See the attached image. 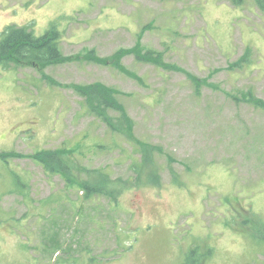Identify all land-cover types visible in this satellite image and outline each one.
Listing matches in <instances>:
<instances>
[{
	"label": "rangeland",
	"instance_id": "1",
	"mask_svg": "<svg viewBox=\"0 0 264 264\" xmlns=\"http://www.w3.org/2000/svg\"><path fill=\"white\" fill-rule=\"evenodd\" d=\"M9 26L57 29L64 61L0 68V154L20 156L0 162V264H185L194 248L212 252L200 264H264L256 0H0V33ZM93 84L117 92L132 139L89 112L76 87ZM135 141L158 149L162 188L126 191L119 210L32 158L81 148L67 159L78 184L85 170L128 181Z\"/></svg>",
	"mask_w": 264,
	"mask_h": 264
},
{
	"label": "trees",
	"instance_id": "2",
	"mask_svg": "<svg viewBox=\"0 0 264 264\" xmlns=\"http://www.w3.org/2000/svg\"><path fill=\"white\" fill-rule=\"evenodd\" d=\"M169 1V0H166ZM221 1V0H219ZM235 6H242L244 0H230ZM261 9L264 10V0H256ZM62 34L55 28L47 32L42 37L34 34L33 26L16 27L9 26L0 33V68L4 70L12 67H47L64 61L60 50V42ZM134 50H123V53L130 54ZM121 52V53H122ZM250 50H247L242 59L233 65V68H240L243 65L250 64ZM141 57V55H139ZM142 57H153L148 52ZM141 59V58H140ZM149 59V58H147ZM152 59V58H151ZM191 81L197 84V79L190 76ZM198 85V84H197ZM79 95L85 99L87 108L90 113L100 118L113 133L122 134L132 139L133 121L128 117L126 110L120 104L117 98V92L103 84H93L83 87H76ZM255 105L264 107L257 101ZM110 111L118 112L119 117L115 118L110 115ZM137 151L140 154V161L134 162L131 170L134 172V179L128 181L112 180L110 175L99 170H85L87 179L79 184L75 181L73 168L68 164V160L72 155L80 153L79 150H56V151H39L32 155L33 160L43 166L47 174L58 175L66 178L68 187L80 185L83 192V199L93 200L96 198H107L111 206L119 210L118 206L121 197L128 190L141 188L144 186H153L162 188L161 177L159 176L160 168L155 161L157 148L147 143L135 141ZM161 153V152H160ZM159 153V154H160ZM158 154V153H157ZM20 158L15 152H3L0 154V162L8 164L11 159ZM173 184L180 187L184 183L180 179H175ZM56 239V238H55ZM118 241L120 242V234L118 233ZM58 247L54 251H62L59 249L62 245L58 241ZM66 251V249L64 250ZM211 251L206 254H200L198 249H193L185 264H200L210 257Z\"/></svg>",
	"mask_w": 264,
	"mask_h": 264
}]
</instances>
